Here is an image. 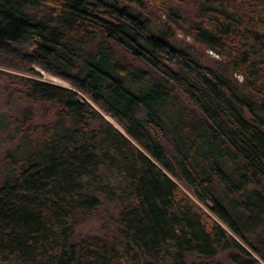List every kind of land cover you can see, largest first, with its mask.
<instances>
[{"label": "trees", "instance_id": "trees-1", "mask_svg": "<svg viewBox=\"0 0 264 264\" xmlns=\"http://www.w3.org/2000/svg\"><path fill=\"white\" fill-rule=\"evenodd\" d=\"M147 1L177 16L172 0ZM189 1L187 34L222 67L173 44L142 0H0V79L16 105L0 114L13 142L0 260L264 264V0ZM176 90L192 105L178 122ZM111 148L127 152L120 195L94 183ZM95 212L102 233L77 231Z\"/></svg>", "mask_w": 264, "mask_h": 264}, {"label": "rangeland", "instance_id": "rangeland-1", "mask_svg": "<svg viewBox=\"0 0 264 264\" xmlns=\"http://www.w3.org/2000/svg\"><path fill=\"white\" fill-rule=\"evenodd\" d=\"M123 3L128 2L129 0H120ZM145 6H142L141 3L134 2L133 5L147 15L152 23H158V26L162 25L163 29L167 30L168 34H170V38L173 44L184 47L190 52H192L195 56H197L202 62L207 64L222 67L223 57L216 53L215 51L208 48L205 44L196 41L191 35L187 34V28L194 20L193 12L196 9L195 5L192 1H178L172 0L174 11L177 16L170 18L166 13L160 11L154 7L152 3L147 0H142ZM132 3V2H130ZM144 65V63H143ZM39 71H41L42 75L40 76L43 79L70 86V83L56 75H53L40 67H36ZM228 76L237 84H239L242 80V76L237 73L228 72ZM9 93L10 87L7 84L5 79H0V114L12 111L15 109L16 105L14 103L9 102ZM192 106L188 97L179 90H176L174 93V97L169 101L167 107L168 109H172L177 111L176 113H172L174 120H177L179 111L184 107ZM41 111H39L38 119L39 120H47L51 117L46 116L42 118L40 116ZM105 116L114 123L116 127L120 130L125 131L124 127L110 114L104 113ZM176 122V123H177ZM3 134H0V183L3 180V176L5 175V154L6 150L9 146L12 145L13 142L9 140H5ZM125 149L115 150L113 148L108 150L107 157H105V163L103 170H100L94 177V183L98 186L104 187L108 191H114L115 194H122L124 190L128 187L126 186L123 178L121 177L122 173L125 172L124 166L125 158H126ZM102 223L103 219L99 212H95L91 215L85 223H82L78 226L77 231L82 233H102ZM256 236L264 237V223L257 228L255 231ZM0 264H9L6 261L0 260ZM219 264H232L224 259V257L219 258Z\"/></svg>", "mask_w": 264, "mask_h": 264}]
</instances>
